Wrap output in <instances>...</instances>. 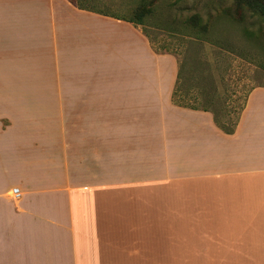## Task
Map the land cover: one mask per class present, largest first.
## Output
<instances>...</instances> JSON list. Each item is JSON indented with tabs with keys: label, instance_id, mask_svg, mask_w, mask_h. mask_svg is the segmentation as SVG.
Listing matches in <instances>:
<instances>
[{
	"label": "crops",
	"instance_id": "1",
	"mask_svg": "<svg viewBox=\"0 0 264 264\" xmlns=\"http://www.w3.org/2000/svg\"><path fill=\"white\" fill-rule=\"evenodd\" d=\"M41 8L0 0V264H264V85L227 134L132 23Z\"/></svg>",
	"mask_w": 264,
	"mask_h": 264
},
{
	"label": "rangeland",
	"instance_id": "2",
	"mask_svg": "<svg viewBox=\"0 0 264 264\" xmlns=\"http://www.w3.org/2000/svg\"><path fill=\"white\" fill-rule=\"evenodd\" d=\"M41 1L44 3L41 12L51 8V0ZM80 1L84 6L100 11V15L126 19H131L143 3L150 8L152 12L145 16L144 25L134 26L148 36L155 50L172 53L178 61L186 63L187 71L179 98L185 95L190 82L193 84L192 95H197L206 77L214 78L218 91L210 108L220 123L235 121L251 90L264 85V19L247 13L242 17L239 14L230 16L226 11L234 8L232 0ZM52 6L56 9L57 3ZM194 15L210 26L207 33L200 34L201 39H197V32L186 24V20ZM109 27L102 24L100 30L111 34ZM197 62L202 66L196 69ZM79 64L77 56L64 61V68L72 79L70 82L76 81L77 77L72 75L77 73ZM90 69L93 67L86 63V70ZM21 108L16 109L19 114ZM42 110L31 108L29 112L32 115L40 113V116Z\"/></svg>",
	"mask_w": 264,
	"mask_h": 264
},
{
	"label": "trees",
	"instance_id": "3",
	"mask_svg": "<svg viewBox=\"0 0 264 264\" xmlns=\"http://www.w3.org/2000/svg\"><path fill=\"white\" fill-rule=\"evenodd\" d=\"M69 1L81 10H87L101 14L100 11H96L92 8L84 6L80 0H69ZM143 4L139 7V9L135 12L134 16L131 19L117 17L109 14H105V15L114 17L119 20L130 22L137 27L143 26L145 16H147L152 12L150 8L145 7ZM232 5L234 7L233 8L234 10L232 9V7H230L226 11L227 14H229L230 16L239 14V17H242L244 14L247 13L252 17L264 19V0H232ZM186 24L190 28H192L194 32H197L196 34L197 39H201L199 38L201 33H207L210 30L209 24L203 23L198 15H194L189 19H187ZM201 66L202 63L197 62L195 68L197 69ZM263 69H264V64H263ZM186 71H187L186 63L184 61H179L178 77L172 96L173 103L180 107L211 112L214 115V120L217 126L223 132L227 134H233L237 127L240 118V113L244 109L245 104L243 105L242 108L240 107L239 114L235 121L220 123L217 115L210 108L212 102H215L217 98V91H218V85L212 76L206 77L204 83L200 85L199 93L197 95H192L191 90H193V84L190 82L185 95L184 96L182 95L181 96L182 98H179V92L183 84V79L185 77ZM198 103H201V105H199Z\"/></svg>",
	"mask_w": 264,
	"mask_h": 264
},
{
	"label": "built area",
	"instance_id": "4",
	"mask_svg": "<svg viewBox=\"0 0 264 264\" xmlns=\"http://www.w3.org/2000/svg\"><path fill=\"white\" fill-rule=\"evenodd\" d=\"M12 196H14V197H18L19 196L18 189H14L12 191Z\"/></svg>",
	"mask_w": 264,
	"mask_h": 264
}]
</instances>
